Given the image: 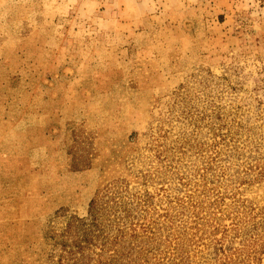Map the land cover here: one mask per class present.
I'll return each instance as SVG.
<instances>
[{
  "label": "rangeland",
  "instance_id": "1",
  "mask_svg": "<svg viewBox=\"0 0 264 264\" xmlns=\"http://www.w3.org/2000/svg\"><path fill=\"white\" fill-rule=\"evenodd\" d=\"M108 185L186 264H264V0H0V264Z\"/></svg>",
  "mask_w": 264,
  "mask_h": 264
},
{
  "label": "trees",
  "instance_id": "2",
  "mask_svg": "<svg viewBox=\"0 0 264 264\" xmlns=\"http://www.w3.org/2000/svg\"><path fill=\"white\" fill-rule=\"evenodd\" d=\"M114 187L108 185L103 198L91 201L86 217L66 223L58 264H160L156 258L160 254L170 261L163 264H186L174 242L178 238L169 235V248H158L167 229L165 221H144L141 205L122 195L113 198L120 193L113 192ZM108 193L110 200H106Z\"/></svg>",
  "mask_w": 264,
  "mask_h": 264
}]
</instances>
